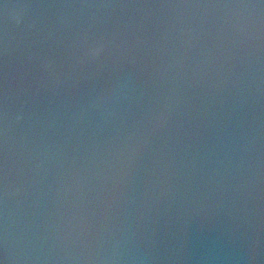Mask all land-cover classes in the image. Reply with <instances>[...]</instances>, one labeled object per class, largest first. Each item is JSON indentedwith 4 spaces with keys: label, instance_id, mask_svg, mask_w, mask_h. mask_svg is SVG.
<instances>
[{
    "label": "water",
    "instance_id": "obj_1",
    "mask_svg": "<svg viewBox=\"0 0 264 264\" xmlns=\"http://www.w3.org/2000/svg\"><path fill=\"white\" fill-rule=\"evenodd\" d=\"M0 264H264V0H0Z\"/></svg>",
    "mask_w": 264,
    "mask_h": 264
}]
</instances>
